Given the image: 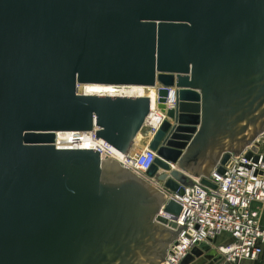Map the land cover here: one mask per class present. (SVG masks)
I'll list each match as a JSON object with an SVG mask.
<instances>
[{"label":"water","instance_id":"1","mask_svg":"<svg viewBox=\"0 0 264 264\" xmlns=\"http://www.w3.org/2000/svg\"><path fill=\"white\" fill-rule=\"evenodd\" d=\"M83 84L161 85L167 118L145 177L180 195L192 178L214 188L219 163L260 150L264 0H0V264H162L186 228L159 214L181 207L144 177L55 145L56 132L95 125L127 153L149 121L150 98ZM212 258L200 243L182 264Z\"/></svg>","mask_w":264,"mask_h":264},{"label":"built area","instance_id":"2","mask_svg":"<svg viewBox=\"0 0 264 264\" xmlns=\"http://www.w3.org/2000/svg\"><path fill=\"white\" fill-rule=\"evenodd\" d=\"M157 85L158 91L162 86ZM166 89L168 96L164 105L169 110L175 107L177 99L174 87ZM152 108L150 114L153 117L144 127L155 132L166 114L157 105ZM95 130L94 125L93 130L84 133L90 136L91 149L99 152L101 159L115 162L118 158V164L144 177L163 191L167 200L172 199L180 205L181 210L176 217L164 212L163 208L159 211L160 215L174 219L179 226L186 225L175 242L170 244L162 264H182L191 249L200 243L211 246L219 256L220 264H254L264 253V134L256 139L260 145L257 153L252 152L251 145H248L237 156H230L229 166L218 164L225 168V172L218 173L215 168L210 176L216 181L207 178L214 188L202 184L200 178H192L193 184L185 186L184 193L180 195L166 190L156 179L145 177L156 157L148 142L140 151L121 153L103 139L96 138ZM248 152H251L249 157ZM256 155L259 157L257 161L254 160Z\"/></svg>","mask_w":264,"mask_h":264},{"label":"bare ground","instance_id":"3","mask_svg":"<svg viewBox=\"0 0 264 264\" xmlns=\"http://www.w3.org/2000/svg\"><path fill=\"white\" fill-rule=\"evenodd\" d=\"M157 87L158 85L154 87H145V86H138V85L83 84V85L78 86V92L81 94H89V95H110V96H121V97L122 96H137V97L145 96V97L150 98L151 111H152L153 109L152 107L157 105V99H158L157 98ZM166 115L164 118L167 117ZM152 117L153 115L149 116V118H152ZM139 137H140V134H138L137 138L135 139L134 146H132L130 150H135L136 152V151H140L143 147L146 146L144 142H143L144 143L143 145H140ZM55 142H56L55 145H57L58 148H88V149H91V145H92V141L89 135H87L84 132H73V131L56 132ZM118 154L120 157L121 154L120 153ZM117 161H119L118 158L115 162L114 161H110V162L116 163Z\"/></svg>","mask_w":264,"mask_h":264},{"label":"rangeland","instance_id":"4","mask_svg":"<svg viewBox=\"0 0 264 264\" xmlns=\"http://www.w3.org/2000/svg\"><path fill=\"white\" fill-rule=\"evenodd\" d=\"M140 134V139H139V143H140V145H143L146 141H148L151 137H152V135H153V131H151L150 132V130L148 129L147 130V128L146 127H144V129L141 131V133H139ZM144 142V143H143ZM117 163V162H116ZM115 164V163H114Z\"/></svg>","mask_w":264,"mask_h":264},{"label":"crops","instance_id":"5","mask_svg":"<svg viewBox=\"0 0 264 264\" xmlns=\"http://www.w3.org/2000/svg\"><path fill=\"white\" fill-rule=\"evenodd\" d=\"M262 222L264 223V208L262 211ZM214 259V258H212ZM206 263H209V260H207ZM221 262L217 263V260L214 259L213 264H220ZM254 264H264V253L258 258V260Z\"/></svg>","mask_w":264,"mask_h":264}]
</instances>
